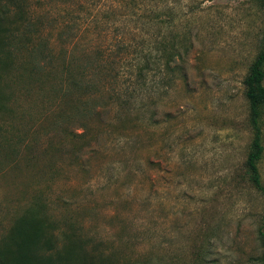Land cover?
Here are the masks:
<instances>
[{"label":"rangeland","instance_id":"rangeland-1","mask_svg":"<svg viewBox=\"0 0 264 264\" xmlns=\"http://www.w3.org/2000/svg\"><path fill=\"white\" fill-rule=\"evenodd\" d=\"M0 11V254L34 228L39 254L69 249L71 264H264L243 84L264 47L261 0ZM259 128L264 149V107ZM257 165L264 190V151Z\"/></svg>","mask_w":264,"mask_h":264},{"label":"trees","instance_id":"trees-1","mask_svg":"<svg viewBox=\"0 0 264 264\" xmlns=\"http://www.w3.org/2000/svg\"><path fill=\"white\" fill-rule=\"evenodd\" d=\"M156 1V0H155ZM264 5V0H261ZM0 11V18H1ZM4 32L0 23V34ZM0 38H2L0 36ZM122 44H124L122 42ZM0 45L2 40L0 39ZM2 63V61H1ZM139 66L137 69L136 80L140 87H146V80L152 77V66L149 58L143 61L138 60L134 63ZM264 47L256 55L252 62L248 74L243 82L245 89V97L248 102L249 121L253 130V140L251 143V151L249 152L245 168L249 176V182L254 188L264 192L261 183V177L258 169V162L263 154V146L261 143V130L259 128V119L261 109L264 107ZM261 239L264 242V233L260 232ZM42 241V235L39 229L27 228L16 233L8 242L7 248L0 254V264H71L72 250H63L54 257L51 253L46 255L39 254L38 248ZM12 244L14 246L12 247ZM44 247L46 250L51 249V242L45 240Z\"/></svg>","mask_w":264,"mask_h":264}]
</instances>
